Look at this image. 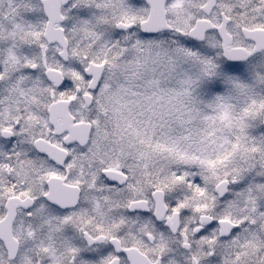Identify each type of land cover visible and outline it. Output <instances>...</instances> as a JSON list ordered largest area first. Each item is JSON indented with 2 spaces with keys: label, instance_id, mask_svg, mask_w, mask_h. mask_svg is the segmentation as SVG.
<instances>
[{
  "label": "snow or ice",
  "instance_id": "1",
  "mask_svg": "<svg viewBox=\"0 0 264 264\" xmlns=\"http://www.w3.org/2000/svg\"><path fill=\"white\" fill-rule=\"evenodd\" d=\"M0 264H264V0H0Z\"/></svg>",
  "mask_w": 264,
  "mask_h": 264
}]
</instances>
